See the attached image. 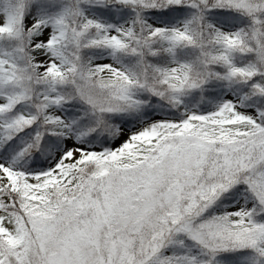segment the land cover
<instances>
[{"label":"snow or ice","instance_id":"snow-or-ice-1","mask_svg":"<svg viewBox=\"0 0 264 264\" xmlns=\"http://www.w3.org/2000/svg\"><path fill=\"white\" fill-rule=\"evenodd\" d=\"M0 264H264V0H0Z\"/></svg>","mask_w":264,"mask_h":264}]
</instances>
